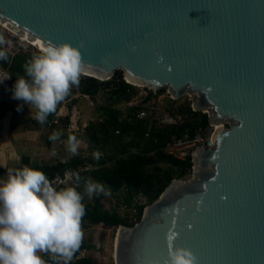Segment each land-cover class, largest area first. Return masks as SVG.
Wrapping results in <instances>:
<instances>
[{"label":"water","instance_id":"water-1","mask_svg":"<svg viewBox=\"0 0 264 264\" xmlns=\"http://www.w3.org/2000/svg\"><path fill=\"white\" fill-rule=\"evenodd\" d=\"M0 23L76 47L101 79L86 78L195 95L192 112L217 128L191 180L118 228L114 264H165L168 235L199 264H264V0H0Z\"/></svg>","mask_w":264,"mask_h":264},{"label":"clouds","instance_id":"clouds-1","mask_svg":"<svg viewBox=\"0 0 264 264\" xmlns=\"http://www.w3.org/2000/svg\"><path fill=\"white\" fill-rule=\"evenodd\" d=\"M0 43H3L0 39ZM0 59L7 53L0 49ZM25 76L16 79L13 97L36 109L34 118L41 124L57 110V105L79 86L80 77L87 71L80 51L67 42L47 43L24 65ZM61 132L55 131L49 140L58 141ZM80 141L75 135L67 137V150L78 154ZM96 159L100 154L94 153ZM77 183L79 174H74ZM104 191L100 182L84 181V192L76 187L55 188L38 169L23 167L10 171L0 182V264H46L38 253L70 264L82 239L83 203ZM175 235L168 241L165 264H199L198 257L187 247L174 244Z\"/></svg>","mask_w":264,"mask_h":264},{"label":"trees","instance_id":"trees-1","mask_svg":"<svg viewBox=\"0 0 264 264\" xmlns=\"http://www.w3.org/2000/svg\"><path fill=\"white\" fill-rule=\"evenodd\" d=\"M0 49L7 53V59H0V66L9 73L14 84L17 78L25 76L24 65L35 55L24 52L12 55L1 46V43ZM104 87L111 88L110 100L115 103L128 104L136 95L134 88L124 83L121 73H115L114 77L106 83H100L85 77L81 79L79 86L71 89L69 95L76 94L78 91L80 95L94 100ZM162 92L159 91V93ZM150 100L151 95L144 100V103ZM140 110L141 107H133L124 113L111 105L102 109L104 121L97 126L90 127V140L94 150L107 149L110 155L106 154V156H101L99 159L92 156L86 159L75 157L68 163H57L42 167L34 166L32 168L42 171L48 179H53L57 175H63L68 170H77L81 166L93 165L98 170L82 176V187L78 189L79 192H84V181L90 178L100 182L109 194L126 189L127 191H133L135 194L141 193L151 205L162 195L173 180H182L191 175L192 171L190 160L181 162L164 155L163 149L166 140L173 135H179L182 130L193 132L197 128H205L208 126V120L206 115L194 113L190 107H187L185 113H180V117L185 119L180 128L158 129L155 122L150 124L148 120H135V115ZM58 114L59 110L57 108L54 113L47 117L44 124L48 127L55 126ZM171 116L174 117L172 114ZM128 119L131 122H127ZM68 122L69 119H66V123ZM49 136L47 137V146L50 148L53 141L49 140ZM25 163L26 166H30L29 160H25ZM161 163L167 165L172 171H162L158 167ZM7 175L6 171L0 169V177ZM105 200L106 193L104 192L94 196L93 204H86L84 197L83 203L86 214L82 219L93 226L102 227L104 230H118L119 227L131 228L135 225L127 218L122 219L116 213L106 211ZM131 202V198L127 195L125 204L130 207ZM143 210L144 207L139 208L136 222L140 221ZM84 248L92 249V246L81 243L74 255H77ZM79 264L99 263L88 259L81 261Z\"/></svg>","mask_w":264,"mask_h":264},{"label":"rangeland","instance_id":"rangeland-1","mask_svg":"<svg viewBox=\"0 0 264 264\" xmlns=\"http://www.w3.org/2000/svg\"><path fill=\"white\" fill-rule=\"evenodd\" d=\"M0 39L3 41L1 46L9 53L18 54V51H20V53L24 52L32 55H37L39 53L37 50L33 49L34 47L32 48V46L24 42L20 36L13 34L1 25ZM17 49L19 50L17 51ZM9 77V73L0 66V125L2 122L6 121L3 126H0V146L1 143H3L2 140L11 141L14 137L18 139L14 146L24 145V143L28 142L30 144L27 143V145H29L27 147L31 148L29 150H24L23 154L24 156L31 157L34 163L37 162L38 164L54 165L58 162L66 163L75 157L85 159L90 156L95 157L94 153H99V158L101 156H106V154L110 155L107 149L100 151L94 150V146L90 140L91 133L89 131L90 127L103 123L104 118L102 109L107 106H114L124 113L130 107H141L146 113V118L144 120H148L150 124L155 122L158 129H160V127L162 129L163 123H169L168 117H171V114L174 115V117L171 118L176 124L182 125L185 119L180 117V113H185L187 107L191 108L192 104L197 100V96L193 95L185 96L177 101H172L167 89L159 93V91L154 92L144 87H133L136 95L129 104H126L123 102L115 103L110 100L111 88L107 89V87H104L99 96L94 100L80 95L77 91L76 94L68 95L64 102L57 105L59 114L56 117L55 126L48 127L44 123H39L34 118L36 112L34 107L28 105L23 100H18L13 97V84L11 77ZM83 78H85V76H81L80 81ZM1 85L3 88L7 86L9 90L3 89ZM71 89H75V86ZM150 95L151 100L144 103V100ZM199 114L203 115V113ZM66 119H69L68 123H66ZM55 131L61 132L60 139L55 142L53 141L49 148L47 146V137ZM69 135H75L80 141L77 155H73L67 150L66 142ZM158 167L164 172L172 171L171 168L163 163L159 164ZM20 169H22V167ZM191 178L192 176L188 175L181 181L187 182L190 181ZM6 179L7 177L2 178L0 182ZM103 192L106 193V200L104 201L106 211L116 213L122 219L127 218L132 220V222L134 221V218L138 214V210L135 208L130 209V207L126 209L124 207L127 204H125V199L123 198V191L118 193L119 199L117 201L112 200L105 189ZM94 196L91 198L85 196V203L93 204ZM149 205L147 199L141 202V207ZM82 231V243L94 247V256L96 260L100 264H114V243L118 230H104L102 227L93 226L82 219Z\"/></svg>","mask_w":264,"mask_h":264},{"label":"built area","instance_id":"built-area-1","mask_svg":"<svg viewBox=\"0 0 264 264\" xmlns=\"http://www.w3.org/2000/svg\"><path fill=\"white\" fill-rule=\"evenodd\" d=\"M33 49L37 50L36 48H33ZM18 50L19 49H17V51ZM10 54L15 55L13 53H10ZM130 108H133V107H130ZM171 117H168L169 123L165 122L162 124V129L167 128V127L180 128L181 125H177L176 122ZM145 118H146V113L142 109L135 115L136 121H142ZM127 122H131V121L128 119ZM223 128H228V124L224 123ZM216 131H217V128L209 126V125L205 128L203 127L197 128L193 132H190L189 130H182L179 132V135H173L169 139L166 140L163 153L167 157H170L177 161L184 162V161L190 160V163L193 164L192 156L198 149L203 148L205 150H213L215 148L212 142V137L214 136ZM116 135H118V133H116ZM95 170L96 168L93 167L92 165L81 166L77 170H68L63 175H57L53 179H49V181L58 190L67 188V187H76L78 190L82 187V183H81V180L79 183H77V181L75 180L74 174H79V176L82 178L83 175L86 176L87 174H90L94 172ZM123 192H124V195H123L124 199L126 198L127 195H129V197L132 200L130 209L135 208L138 210V213H139V208H142L141 202L145 200V197L141 193L135 194L133 193V191H127L126 189L123 190ZM118 193L109 194L110 198L114 201H117L119 199ZM124 207L128 209L127 205H125ZM135 218L137 219V216ZM135 218H134L133 223L136 224L137 222ZM38 255H40L46 261V264H63L62 260H59V259H57L56 261L52 260L50 255L47 253H38ZM88 259L97 261L96 257L94 256V247H92V249L84 248L80 250L77 255L73 256L72 260L70 261V264H79L81 261L88 260Z\"/></svg>","mask_w":264,"mask_h":264},{"label":"crops","instance_id":"crops-1","mask_svg":"<svg viewBox=\"0 0 264 264\" xmlns=\"http://www.w3.org/2000/svg\"><path fill=\"white\" fill-rule=\"evenodd\" d=\"M1 87H2V85H1ZM3 89H8V87L4 86ZM5 123H6V121L2 122L0 126H3ZM17 140L18 139H16L15 137L13 140L11 139V141L10 140L9 141H3L2 140L3 143H1V146H0V169L6 171L8 174L10 171L19 170L21 167L23 168V166L25 167L26 166L25 160L30 161V166H27L30 168H32L34 166H41V167L42 166H52V165H48V164H38L37 162L34 163V160L31 157L24 156L23 151L26 149L29 150L31 147L30 148L27 147V146H29V145H27L28 142L24 143V145L14 146V144L17 142ZM28 144H30V143H28ZM25 147H27V148H25ZM58 163H61V162H58ZM66 163H68V162H66ZM93 167H95V166H93ZM95 168H96V170H98L97 167H95ZM5 177H8V175L4 176V177H0V179L5 178Z\"/></svg>","mask_w":264,"mask_h":264},{"label":"bare ground","instance_id":"bare-ground-1","mask_svg":"<svg viewBox=\"0 0 264 264\" xmlns=\"http://www.w3.org/2000/svg\"><path fill=\"white\" fill-rule=\"evenodd\" d=\"M0 25H1L2 27H4L5 29H7L8 31H11L13 34L19 36L17 32L12 31V29H9L8 27H6L5 25H3L2 23H0ZM20 38H21L22 40H24V42L28 43V45H30V46L36 48L38 51H41L42 48H40L39 46H37V45L33 44L32 42H30V40L24 38L23 36H20ZM84 76H91V77H94V78H96V79H101V78L98 77L97 75H94V74H92V73H87V72L84 74ZM102 80H103V79H102ZM126 81H127V85H129V86H132V87H141V86H139V85H137V84H135V83H132V82L129 81L128 79H126ZM114 244H115V243H114Z\"/></svg>","mask_w":264,"mask_h":264}]
</instances>
